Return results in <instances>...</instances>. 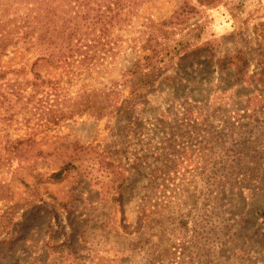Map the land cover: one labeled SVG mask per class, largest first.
Listing matches in <instances>:
<instances>
[{"label":"rangeland","instance_id":"374dc122","mask_svg":"<svg viewBox=\"0 0 264 264\" xmlns=\"http://www.w3.org/2000/svg\"><path fill=\"white\" fill-rule=\"evenodd\" d=\"M184 2L194 8L183 19ZM28 11L26 0H0V211L29 200L0 233V264H264V228L242 221L264 195V0H142L106 47L67 65L71 77L29 39ZM170 19L174 28L161 23ZM192 26L193 46L208 49L166 64L135 127L109 113L57 120L54 104L88 81H121L150 28L177 40ZM37 58L50 81L30 96ZM18 88H28L19 100ZM232 124L241 151L224 165L227 136L214 127ZM59 151L73 155L66 174L40 183L36 199L33 177L22 191L30 166L46 176Z\"/></svg>","mask_w":264,"mask_h":264},{"label":"trees","instance_id":"16d2710c","mask_svg":"<svg viewBox=\"0 0 264 264\" xmlns=\"http://www.w3.org/2000/svg\"><path fill=\"white\" fill-rule=\"evenodd\" d=\"M137 1L138 0H26L27 8L30 7V11H28L23 23L27 26L26 30L30 40H37L40 43L43 42V44H46V55L44 56L46 57L48 66L50 65L49 67L54 69V74L61 66V70L67 73L66 76L71 77L73 71L68 68L67 65H71L73 62H78L79 60H82L80 63L88 61L92 55L87 57L88 54L85 55V53H90L92 51L96 52L106 47L107 42L104 40L106 33L112 28L118 26L121 28L123 21L130 20L128 18L131 17L132 10L142 2V0L138 3ZM125 8L126 10H124ZM193 8L192 5L184 2L177 11V17H183L184 19L188 11ZM99 22L101 23L100 29L104 36L95 34V24ZM161 23L174 28L171 19ZM157 24L158 23L152 24L151 26ZM196 28L197 26H192L189 32L187 31L184 35L179 36L177 40L172 39L171 33L173 31L168 32L165 28H150L144 43L141 45V48L146 49V51L133 60L130 68L122 75L121 81L114 79L111 81L112 83L103 85H96L88 81L86 85L80 87L71 100L67 101H62L66 95L64 91L65 88H58L57 97L62 94V102L58 100L56 104H54L56 107L55 111H57V120L70 119L75 115L81 116L84 113L97 117L109 113L119 115L120 118H124V120H127L129 123H133L135 127V124H139L138 103L145 104L149 101V95L158 83V77L165 71L166 64L172 62V60L177 57L179 60H182L191 52L197 54L200 53L201 50L204 51L208 49L206 45L193 46L191 43V34H196ZM157 31L159 34H157ZM89 37H92L93 40L88 41ZM93 42L95 43L92 44ZM110 43L111 42L108 41V45ZM87 45L90 46L88 50H86ZM239 59L241 60L239 61ZM38 60L39 58L35 60L34 65H36V69L33 71V77L29 82V86H32V89L30 88L28 92L30 96H34L37 92L35 90H38L40 86H44L45 83L50 81V78H44L46 73L42 72L40 66L37 65ZM238 61L242 64L245 63L242 58H238ZM69 79L70 78H68V80ZM26 89L28 88H18L11 93V96L16 95L19 100L21 99V93ZM46 92L49 91L47 90ZM61 103L63 105H61ZM258 121L261 124L264 122L263 119ZM187 124L188 123H186L185 126H187ZM213 127L214 126H207V129L203 128L199 130L198 133L202 134V138L204 139V137L211 132ZM233 127L234 124L230 125V128L225 127V125H217V128L214 127V129L217 130V134L222 132L223 135L227 136L220 142L221 150L219 151L227 156L225 160L221 159L224 165H226L227 162H234L237 158L236 156L239 155L241 151L240 146L236 145L235 141L232 140ZM196 138L198 139V135ZM65 157L66 153L59 151L58 158L61 159L60 164H58L56 168H51L50 170L52 171L46 176H44V170L34 171L35 163H33L30 166L28 174L21 180V185H23V188L21 187L22 191L24 188L26 189L30 186V181H33V177L35 180V188L33 186V191L30 196L36 199L38 195H41L38 188L40 183L51 179L57 181V179L63 174H66L69 167L72 166L71 157H73V155L69 154L68 158ZM236 165L238 166V164ZM54 181L52 180L51 183L55 184L56 182ZM227 181L231 182L230 179ZM261 183V179L258 180L256 189L257 187H259V189H264V185L261 188ZM3 189L5 188L0 187V190ZM47 193L50 197L54 196V194ZM18 194L21 195V193ZM26 201H29L27 196L21 202L17 201L10 205H6V207L0 211V233L13 223L17 212ZM55 210H59L58 205L55 207ZM244 217H246L244 223L247 225L244 226L243 223V228L251 229L252 232H257L258 227L261 229L264 228V195L252 212H246L242 216V221ZM249 221H252V223ZM262 233L263 230L261 231V234ZM229 236L231 235L227 237Z\"/></svg>","mask_w":264,"mask_h":264}]
</instances>
